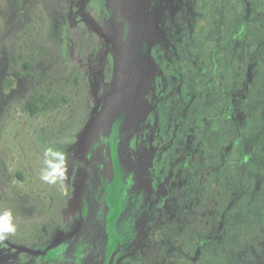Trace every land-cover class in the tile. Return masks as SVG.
<instances>
[{"label": "flooded vegetation", "instance_id": "obj_1", "mask_svg": "<svg viewBox=\"0 0 264 264\" xmlns=\"http://www.w3.org/2000/svg\"><path fill=\"white\" fill-rule=\"evenodd\" d=\"M99 1L120 68L98 87L100 147L68 154L58 264L263 261L264 0ZM4 243L0 264L53 260Z\"/></svg>", "mask_w": 264, "mask_h": 264}, {"label": "rangeland", "instance_id": "obj_2", "mask_svg": "<svg viewBox=\"0 0 264 264\" xmlns=\"http://www.w3.org/2000/svg\"><path fill=\"white\" fill-rule=\"evenodd\" d=\"M115 20L113 12L100 9L99 0H0V212L11 210L17 229L3 242L43 252L51 264H58L60 251L48 232L72 220L75 205L67 201L65 178L55 184L40 179L45 150L65 155L68 181V154L77 152L79 137L84 134L88 142L95 137L93 146H99L96 135L112 116L99 110L98 87L116 79L120 68L117 64L114 79L109 76L114 27L123 26ZM29 102L37 107L35 115ZM57 243L64 250V240ZM258 248H246L247 255ZM74 253L79 260L81 249ZM243 264H264V257Z\"/></svg>", "mask_w": 264, "mask_h": 264}, {"label": "clouds", "instance_id": "obj_3", "mask_svg": "<svg viewBox=\"0 0 264 264\" xmlns=\"http://www.w3.org/2000/svg\"><path fill=\"white\" fill-rule=\"evenodd\" d=\"M45 155V169L41 172L40 179L48 184H55L57 180H63L66 172V157L62 152L47 148ZM16 225L11 210L0 212V243L9 239L16 233Z\"/></svg>", "mask_w": 264, "mask_h": 264}, {"label": "trees", "instance_id": "obj_4", "mask_svg": "<svg viewBox=\"0 0 264 264\" xmlns=\"http://www.w3.org/2000/svg\"><path fill=\"white\" fill-rule=\"evenodd\" d=\"M35 104L33 103V102H31L30 104H29V108H30V111L33 113V114H35V111H36V109H35ZM5 243L4 242H2V243H0V248H5ZM7 251V250H6Z\"/></svg>", "mask_w": 264, "mask_h": 264}]
</instances>
